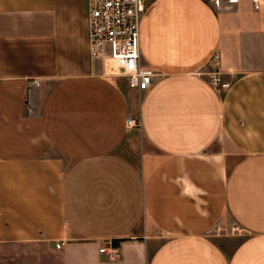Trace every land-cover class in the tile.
<instances>
[{
	"label": "crops",
	"instance_id": "obj_1",
	"mask_svg": "<svg viewBox=\"0 0 264 264\" xmlns=\"http://www.w3.org/2000/svg\"><path fill=\"white\" fill-rule=\"evenodd\" d=\"M87 12L0 0V264H264V3L148 1L146 90Z\"/></svg>",
	"mask_w": 264,
	"mask_h": 264
},
{
	"label": "built area",
	"instance_id": "obj_2",
	"mask_svg": "<svg viewBox=\"0 0 264 264\" xmlns=\"http://www.w3.org/2000/svg\"><path fill=\"white\" fill-rule=\"evenodd\" d=\"M151 0H86L88 3V39L90 56L101 61L103 66L112 62L108 72L115 73L126 79L131 89L146 90L155 76L151 69L140 68L138 65V23L144 13L146 3ZM204 1V0H202ZM218 6L222 0H206ZM234 4L238 0H225ZM254 8L263 5L264 0H251ZM217 60V55H213ZM218 70L207 72V79L215 89L227 88L228 82ZM126 123L134 125L132 119ZM220 228L216 227L218 231ZM60 244H56L59 248ZM117 247L109 244L98 248V252H107L117 256Z\"/></svg>",
	"mask_w": 264,
	"mask_h": 264
},
{
	"label": "rangeland",
	"instance_id": "obj_3",
	"mask_svg": "<svg viewBox=\"0 0 264 264\" xmlns=\"http://www.w3.org/2000/svg\"><path fill=\"white\" fill-rule=\"evenodd\" d=\"M110 66H113V64H112V62L108 61V62H107V66H106V72H108ZM109 74H110L111 76H117V77L120 76V75H116L115 73L113 74V73H111V72H109ZM120 77H122V76H120Z\"/></svg>",
	"mask_w": 264,
	"mask_h": 264
},
{
	"label": "trees",
	"instance_id": "obj_4",
	"mask_svg": "<svg viewBox=\"0 0 264 264\" xmlns=\"http://www.w3.org/2000/svg\"><path fill=\"white\" fill-rule=\"evenodd\" d=\"M119 241H114L113 244L114 245H118Z\"/></svg>",
	"mask_w": 264,
	"mask_h": 264
}]
</instances>
